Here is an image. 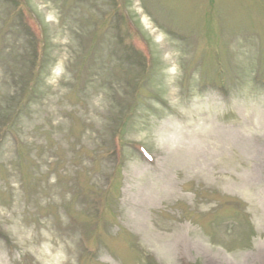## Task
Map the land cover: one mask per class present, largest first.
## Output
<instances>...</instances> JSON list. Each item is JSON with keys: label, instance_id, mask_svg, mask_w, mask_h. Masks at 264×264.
Listing matches in <instances>:
<instances>
[{"label": "rangeland", "instance_id": "rangeland-1", "mask_svg": "<svg viewBox=\"0 0 264 264\" xmlns=\"http://www.w3.org/2000/svg\"><path fill=\"white\" fill-rule=\"evenodd\" d=\"M21 1L0 264H264V0Z\"/></svg>", "mask_w": 264, "mask_h": 264}]
</instances>
